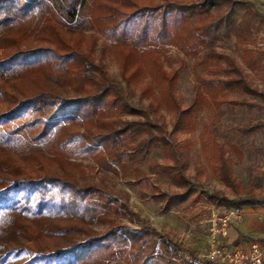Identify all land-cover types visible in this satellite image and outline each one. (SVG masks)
Segmentation results:
<instances>
[{"label": "trees", "instance_id": "obj_1", "mask_svg": "<svg viewBox=\"0 0 264 264\" xmlns=\"http://www.w3.org/2000/svg\"><path fill=\"white\" fill-rule=\"evenodd\" d=\"M160 1L0 0V264H186L184 255H195L147 226L95 175L121 174L133 185L141 164L151 166L152 146L174 155L162 110L176 127L198 112V102L246 109L258 106L249 98L264 102L246 73L260 70V58L244 47L259 25L244 2ZM230 42L239 60L221 46ZM172 48L200 70L185 108L178 72L162 63ZM260 125L234 129L247 136ZM201 152L207 164L218 163L229 190L199 192L207 205L264 204L259 180L255 189L239 187L211 133ZM159 170L178 191L155 195L165 210L199 202L176 158Z\"/></svg>", "mask_w": 264, "mask_h": 264}, {"label": "rangeland", "instance_id": "obj_2", "mask_svg": "<svg viewBox=\"0 0 264 264\" xmlns=\"http://www.w3.org/2000/svg\"><path fill=\"white\" fill-rule=\"evenodd\" d=\"M169 3L188 5L198 0H162ZM160 1V2H162ZM234 1V0H233ZM252 5V11L256 15V24L253 35L244 46L250 51L253 58H260V70L250 73L246 70L247 80L261 93H264V0H235ZM144 2V1H140ZM145 3V2H144ZM224 52L231 54L239 60V56L233 49L232 42L221 44ZM162 63L166 70H176L178 79L176 94L182 108L187 107L195 98L196 75L200 72L194 66L193 61L184 57L176 49L172 48L161 53ZM110 74L117 75L116 65L109 60ZM258 106L252 109L232 106L222 103L219 107L213 104L209 108L198 102V112L188 118L186 125L180 122L174 127V118L162 110V121L166 127L168 138L173 143L174 155H167L168 152L156 146L151 147L147 162L151 166L141 164L143 167L142 179L140 182L130 185L122 179L121 174L99 173L95 177L103 180L106 186L113 191L120 199L126 201L128 207L135 212L147 226L155 229L158 233L166 235L177 244H183L195 254L202 253L208 249V226L212 205L205 203V196L199 192L206 191L213 193L229 190L224 186L216 175L215 169L219 168L218 163L207 164L201 152V143L211 133L213 142L219 143L225 149L224 160L228 167L233 170L236 183L239 187H253L256 179L259 180V192L264 198V125H260L255 131L247 136L240 135L234 128L246 123H264V102L260 98H249ZM201 100V99H200ZM220 101V100H218ZM138 105L136 98L132 100ZM145 105V101L141 102ZM126 120H139L135 116H125ZM182 126L184 128L182 129ZM182 166V173L194 187L192 197H199L196 204L185 203L180 208L165 210V200L156 199L155 195L178 192L173 181L161 173L159 167L168 164L173 165L174 159ZM88 165H91L88 162ZM156 166V167H155ZM216 167V168H215ZM92 173V172H91ZM128 179V178H127ZM132 179V178H130ZM237 187V190H239ZM190 199H193V198ZM205 209L209 214L203 213ZM241 211V210H240ZM122 222L131 228L137 229V225H130L126 218ZM184 260V257H183ZM42 264V263H38ZM112 264H127L124 260ZM132 264H138L132 263ZM173 264H184L182 260H176Z\"/></svg>", "mask_w": 264, "mask_h": 264}, {"label": "built area", "instance_id": "obj_3", "mask_svg": "<svg viewBox=\"0 0 264 264\" xmlns=\"http://www.w3.org/2000/svg\"><path fill=\"white\" fill-rule=\"evenodd\" d=\"M240 212L227 208H212L208 226V249L193 256L185 254L186 264H264V251L256 244L245 250L229 249L220 238L227 235L230 222L239 218Z\"/></svg>", "mask_w": 264, "mask_h": 264}, {"label": "crops", "instance_id": "obj_4", "mask_svg": "<svg viewBox=\"0 0 264 264\" xmlns=\"http://www.w3.org/2000/svg\"><path fill=\"white\" fill-rule=\"evenodd\" d=\"M240 216L230 222L227 235L220 238L229 249L245 250L256 243L264 251V204L241 209Z\"/></svg>", "mask_w": 264, "mask_h": 264}]
</instances>
